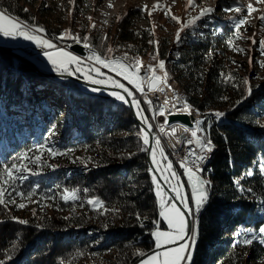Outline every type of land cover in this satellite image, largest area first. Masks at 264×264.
Listing matches in <instances>:
<instances>
[{
	"label": "trees",
	"instance_id": "obj_1",
	"mask_svg": "<svg viewBox=\"0 0 264 264\" xmlns=\"http://www.w3.org/2000/svg\"><path fill=\"white\" fill-rule=\"evenodd\" d=\"M34 2L0 0V10L27 27L44 28L29 7ZM90 8L87 0L72 4L80 43L90 44L102 57L110 48L113 58L133 66L136 58L148 57L155 63L157 57L165 58L184 99L207 117L225 114L220 121L211 119L209 127L207 118L201 125L213 152L200 172L202 179L210 181L207 203L198 212L196 206L192 208L196 236L190 264H264V234L258 231L264 227V172L260 169L264 164V84L253 83L261 63L255 66L257 71L247 72L237 59L247 50L240 45L247 24L239 21L245 19L223 17L236 8L225 2L213 7L211 16L186 27L179 42L175 37L169 44L155 38L150 29L136 28L127 17L116 22L114 35L88 34L86 23L77 19ZM193 18L184 16L183 23L188 25ZM48 33L54 38L61 30ZM13 53L0 47V187L6 202L0 205V260L5 264H85L89 259L103 264L134 263L142 256L139 253L155 249L154 229L166 228L153 176L160 187L163 184L149 167L145 130L117 89L59 78L69 74L84 81L91 75L110 80L114 75L97 72L87 61L80 62L91 67L85 74L75 66L73 71L48 70ZM123 82L132 101H139V109L133 103L137 116L151 125L149 111ZM96 84L117 87L113 82ZM66 107L69 111L64 113ZM158 110L151 105L152 112ZM62 128L67 133L52 142L50 136ZM151 159L163 182L172 188L171 181L165 180L167 164L163 168L167 152L155 137ZM14 165L23 170L13 168L7 176L5 170ZM249 171L253 175H246ZM66 192H74L77 198L66 200ZM25 200L58 201L66 212L63 216H15L11 208ZM89 200H98L102 206ZM253 237L251 245L242 243Z\"/></svg>",
	"mask_w": 264,
	"mask_h": 264
},
{
	"label": "rangeland",
	"instance_id": "obj_2",
	"mask_svg": "<svg viewBox=\"0 0 264 264\" xmlns=\"http://www.w3.org/2000/svg\"><path fill=\"white\" fill-rule=\"evenodd\" d=\"M87 1H88V5H90L91 7L90 10L86 11L83 15H80L77 20H80L86 23V26L88 27V30H87L88 34L105 35L110 32L111 35H114L115 30H116L115 29L116 22L124 17H127V18H130L129 21H132L133 25L136 28L142 29V30L150 29L155 38H157L159 41H165L166 43H169V44H171V42L175 39L177 32L181 28V24L178 23L177 21L172 20L170 16L165 15L166 8H170L171 14L175 15L176 17L182 18V21H183L184 16L185 17H189V16L195 17L198 14H200L201 9H204V8L212 9L213 7H216V6L218 7L222 3H225V2H228L236 7H240L241 8L240 12H236L234 10L233 12L222 14V15L223 17H229L232 15L233 16L240 15L246 20L247 32H245L244 34L245 40L242 41L240 45L245 47V49L247 50L245 51L246 52L245 54H243L242 56H239L237 59L239 61L244 62V65H245L244 67L247 69V72L250 69L256 70L255 66L261 63L262 65L259 67L260 70L259 71L256 70L257 77L255 78L253 83L258 84V82H262L264 84V56L261 55V52L264 53V50H259L260 48L259 42L264 40V23H262L260 19L262 16H264V3L259 2V0H194L195 6L191 8L188 6L187 0H87ZM250 4L256 9V11L252 12L249 15L247 6ZM156 5H159L160 7L154 10V6ZM145 6H147L146 10H145ZM29 7L35 13V16L37 17V19L40 20V22L42 23V26H44V28L43 27L42 28L45 31L44 32L35 31L37 26L41 27L39 25H35L32 28L27 27L26 30L29 31L30 34H34L38 38L42 37L45 40H51V42L54 45H56V48L46 49V48L41 47L36 41L27 40L23 36L13 37V36H4L3 34H0V42H2L3 44V45H0V47L10 48L15 52L14 53L15 55L22 57V58L28 57L32 59L35 63H38L44 69H48V70H55L56 66H54L51 63V61L48 60V58L44 55V52L51 51L53 53V56H57L58 50L64 49V51L69 52L73 56L77 57L78 62L69 63L64 68H61V70L68 69L69 71L70 70L73 71V66H75L77 67V69H79L80 72H83V74H85V69H90L91 67H89L90 65L88 66L87 64H84V63L81 64V63L83 61H87L91 65H94L96 69H99L100 72L105 70V72L108 71L117 77L116 78L112 76L113 78L111 77L110 80H106L104 78L96 79L95 77L91 75V76L86 77L88 81L99 80L101 81L102 84H107L110 82H113V83L119 82L120 84H123L124 88L129 91H130L129 87L123 81H125L126 83L128 82L132 84L134 87H136L135 83L130 82V80H134V81L139 82L141 86H143L144 85V83L142 82L143 79L148 75H150V78L152 79L154 73L158 70L157 68L159 67V61L164 59L163 60L165 62L164 66L167 68L169 73H171L170 74L171 78L173 77L171 80V85L173 87L179 88V90H177L176 93L177 95L178 94L180 95V96L178 95L180 98L182 97L181 98L182 101L185 100L181 94V89L178 83L175 81L174 75L165 58L157 57L158 61L156 63L152 62L151 59H149L148 57H140L139 59L136 58L135 62L137 60L141 61L142 66H140V68L143 67V69L138 75L136 66H133L132 68L128 70V73H127L129 75V79H125L123 75H120L118 71H114L113 69L116 68L118 65H129V64H127L122 58H113L111 56L112 51L108 52L107 57H102L99 54V57L102 60H104V62L107 63L109 67H104L103 64L97 63L96 59L90 56L93 51L98 53V51L95 50L93 46L90 47L92 48L91 51L87 52V54H85L84 56L72 51L70 49V45H72L73 43H77V42H75L74 40L70 38H65L63 40L59 39V37L65 32V30H70L71 33L76 36L75 34L76 25H74L75 20L72 15L71 0H35L34 4ZM93 24H95V28L92 27ZM49 29H60L61 33L59 34L58 37L53 38L48 33ZM253 40H255L256 43H253ZM82 45L85 46V44H82ZM32 52L34 53L32 54ZM37 55L39 57H37ZM148 65H151L153 66V68H155L154 73L148 70V68L146 67ZM242 74L246 75V72L242 71ZM65 75H69V74H61L59 75V78L65 79V80L70 79ZM62 77H65V78H62ZM113 88L117 89L119 92H121L124 95V92H123L124 90L122 88H119V87H113ZM136 88L132 87V89L134 90L133 92L135 93H137ZM191 110H192L191 107L189 109V108H186L185 106H182L177 112L189 114ZM68 111H69L68 107L63 109L64 113H67ZM198 114L200 115V117L197 120V130H199L198 135L202 137V141H205V139L203 138L204 131H202L203 129H201L202 122L207 118V123H208L207 127H209L211 119H215L216 121H218L217 116L213 113L209 117H207L201 111ZM61 117L62 115H60V118ZM60 131H61L60 133L58 132L50 136V139L52 142L60 141L61 137L67 133L65 129L63 128ZM168 163H171L169 159H167V163L163 164L164 169H165V165ZM55 164L65 165L67 167V164L65 162H57ZM171 165H172L171 170L165 169L166 175L167 177H169L170 171H174L176 173V176L179 178V185H180L179 191L183 194L188 204V207L186 208L184 204L180 202V199L177 198V194L176 192L173 191L172 188L169 187L171 191L174 193V197H172L168 193V191L163 185L162 187L159 188V191L162 193V196L165 200V206H168L170 204H175L182 212L185 213L187 223L189 226V219H188L187 214H190L192 216V222H193L194 217L192 213V208L193 206H196L193 186H192V183L189 182L186 168H185L184 175H183L179 173L177 169L174 168L172 163ZM198 175L200 176V172L198 173ZM169 180L171 181L172 186L177 184L176 177H170ZM207 181L209 180L207 179ZM169 197L172 198V200H170ZM177 200L179 201V204L181 207L177 203ZM160 201H161V196H159V202ZM19 204H24L25 207L20 208L18 207ZM11 210L13 214H15V216L24 217V218H29V217H32L34 215L41 214V213H49L53 216L54 215L63 216L65 215V212H66V210L61 208V205L58 201H55V202L54 201L53 202L41 201L40 202L37 200L19 201L18 203H16V205H14L11 208ZM162 219L166 222V228L157 227L156 229H154L153 233L157 230L167 231V232L172 231V229L169 228L167 221L163 217ZM154 239H155V245H156L155 236H154ZM183 243L192 244V239L186 236L183 240H177L173 244L165 245L161 248L155 247L154 252L147 255L137 264H142V261L147 259L149 256H152L156 253H163L168 248H177ZM193 254H194V251L192 250L191 252L192 257H193ZM84 263L85 264H103V263H98L96 259H92V260L89 259Z\"/></svg>",
	"mask_w": 264,
	"mask_h": 264
},
{
	"label": "snow or ice",
	"instance_id": "obj_3",
	"mask_svg": "<svg viewBox=\"0 0 264 264\" xmlns=\"http://www.w3.org/2000/svg\"><path fill=\"white\" fill-rule=\"evenodd\" d=\"M259 2L264 3V0H259ZM71 3L74 6L75 0H71ZM188 6L194 7V0H187ZM111 6V5H110ZM160 6L156 5L154 6V10L158 9ZM147 6H145V10H146ZM248 9V13L249 15L256 11V9L250 4L247 6ZM214 11V9L211 8H204L200 10V14L196 17H194L191 21H189L188 25H185L182 21V18L176 17L175 15L171 14V9L170 8H166L165 9V15L170 16V18L174 21H177L178 23L181 24V28L180 31L177 32L176 34V39L177 42L180 41L181 39V35L180 33L183 32L185 30L186 27H188L189 25H194L195 22L197 20H200L203 17H207V16H211L212 12ZM236 12H240L241 8L240 7H236L235 8ZM91 19V18H89ZM262 23H264V16H262L261 18ZM246 23V20H240L239 24H244ZM93 28H95V24L92 25ZM27 25L21 24L19 22V20L14 19L10 16H8L5 12L0 11V34H3L4 36H23L25 39L27 40H34L36 41L41 47L46 48V49H54L56 48V45H54L51 40H45L42 37L38 38L37 36H35L34 34H30L29 31L26 30ZM35 31H39V32H44L45 30L42 27H36ZM65 38H70L72 40H74L75 42L79 43L80 39L79 37L73 35L71 33L70 30H65V32L59 37V39L63 40ZM242 38V36L239 33V28H237V39ZM85 40L87 38H84ZM158 44V42H156ZM231 43V41L229 42ZM253 43H256L255 40H253ZM260 47L262 49H264V40L259 42ZM85 47H91L90 44L85 43ZM235 51H240L243 52L244 49L241 48H234ZM109 52H111L112 50L109 48L108 49ZM44 55L48 58L49 61H51V63L56 66L57 70H60L61 68H64L67 64L72 63V62H78V58L73 56L71 53L64 51V49H59L58 50V54L57 56H53V53L51 51H45ZM156 55H158V51L156 53ZM155 59V56L153 57ZM95 59L97 61V63L103 64L104 67H109V65L107 63L104 62V60H102L99 56H95ZM164 64L165 62L163 60L159 61V67L161 69L164 68ZM135 66H136V70H139V67L142 66V62L137 60L135 62ZM133 65H118L116 68H114V71H118V73L120 75H123L125 79H129L128 76V70L130 68H132ZM148 68V70L150 72H155V68H153V66L148 65L146 66ZM77 71H79V69H77ZM99 71V69H97V72ZM229 79H232L231 76L228 77ZM153 80H161L160 77H156L153 76ZM93 83H101V81L99 80H93ZM131 83H135L137 88H141V84L137 81L134 80H130ZM164 82V81H162ZM116 84L117 87L119 88H124L123 84H120L119 82H114ZM245 83H248L247 81H245ZM95 90V89H94ZM142 90V89H141ZM126 92H128V95L131 96L132 93L130 91H128L127 89H125ZM249 94H251V87H249L248 89ZM114 96H116L117 99L124 101L125 97L123 95H121L120 93H113ZM127 102V101H125ZM133 103L136 105V107L139 109V101L137 100H133ZM165 103H167V101H165ZM186 108L190 109V106L185 105ZM215 115L217 117H222L225 114L223 112H217L215 113ZM144 122L147 123V118L144 119ZM148 127L150 128L151 125L149 124ZM163 130V129H161ZM173 132H175V130H173ZM192 136L195 137L196 136V132L193 131L192 132ZM193 141L189 140L188 143L191 144ZM150 143V138H149V133L147 131H145L143 133V144L144 145H148ZM199 146H200V150H201V154L200 155H196L195 157V161L194 163H196V161H198L199 163H196V167L195 170L191 167L186 168V172L188 175V179L189 182L192 183L193 186V192L195 194V204H196V211L198 212L205 203H207V198H208V186L210 185V181L204 180L202 179L198 173L203 171L202 167L200 165H202V163L207 159V153L211 152L213 150V145L211 143L210 140H205V141H198ZM156 144L159 146L160 144V140L156 139ZM145 151H147L148 149H144ZM49 152H51V149H48ZM194 154V153H193ZM153 156V162L157 163L155 157H156V153L153 152L152 153ZM27 157H22V159H26ZM182 166H184L183 162H182ZM13 168H20L21 170H23V166L20 165H14L8 169L5 170L6 175L7 176H11L12 172H13ZM166 168L168 170L172 169V165L171 163H168L166 165ZM260 169L262 172H264V164L260 165ZM246 175H253V173L251 171L247 172ZM170 177H176L177 179V184L172 186V189L174 192H176L177 194V198L180 199V202L182 204H184V206L187 208L188 204L183 196V194L179 191V178L176 176V173L174 171H170V176L169 177H165V180L168 181ZM26 178V177H23ZM153 181L154 183L157 184V195L161 196V212L160 215L167 221L169 228L172 229L171 232H167V231H160L157 230L153 233V235L156 238V247L157 248H161L165 245H170L175 243L177 240H183L186 236L190 237L192 239V244L189 243H183L181 244L179 247L177 248H168L166 251H164L163 253H156L152 256H149L147 259L142 261V264H190L192 256H191V252L194 249V245H195V236L196 233L195 231H189V226L187 223V219L185 216V213L182 212L175 204H170L168 206H165V200L162 196V193L159 191L160 185L159 182L156 180V177L153 176ZM198 185V187H197ZM249 191H251L249 189ZM66 200L68 199H76V194L73 193H67L64 197ZM12 203H15L14 201H10ZM5 199H4V189L3 187H0V205H4ZM89 204H93L95 205H101L102 206V202L98 201V200H89L88 201ZM262 203H264V201H262ZM18 207L20 208H24L25 205L24 204H19ZM21 224H26L27 221L24 220H19L18 221ZM259 233L264 234V227H260L258 229ZM256 239V237H253L252 239H244L242 241L243 244L245 245H251L253 243V240ZM261 242H264V239L261 240ZM140 255H145L144 253H139ZM9 260L12 259L11 256L8 257ZM0 264H5V261L0 260Z\"/></svg>",
	"mask_w": 264,
	"mask_h": 264
},
{
	"label": "built area",
	"instance_id": "obj_4",
	"mask_svg": "<svg viewBox=\"0 0 264 264\" xmlns=\"http://www.w3.org/2000/svg\"><path fill=\"white\" fill-rule=\"evenodd\" d=\"M90 56L95 59V56H99V53L93 51ZM150 79V75H148V81H142L144 85L141 86L140 90L132 84L127 83L133 88H136L139 100L150 113L153 137L160 140V143L167 152L168 159L176 167L178 172L184 175L185 168L191 167L195 170L196 163H199L198 161L194 163V161L196 155L201 154L198 141L202 142V137L198 135L199 130H197V137H190L185 133L183 123L169 121V115L179 113L177 111L182 107V104L175 102L174 96L167 91L165 85L160 84L156 89L150 88ZM151 105L158 107L159 110L152 112ZM188 115L193 117L191 121L195 124L196 117L192 115V112ZM189 140L193 142L189 144ZM182 162L184 166H182Z\"/></svg>",
	"mask_w": 264,
	"mask_h": 264
},
{
	"label": "water",
	"instance_id": "obj_5",
	"mask_svg": "<svg viewBox=\"0 0 264 264\" xmlns=\"http://www.w3.org/2000/svg\"><path fill=\"white\" fill-rule=\"evenodd\" d=\"M5 48V47H3ZM70 49L80 55H85L87 54V52L91 51L92 48L90 47H85L84 45L80 44V43H73L72 45H70ZM10 53H12L11 51H9ZM14 54V53H13ZM67 76L68 78L70 79H73V80H76L84 85H87L89 87H101V88H105V89H115L113 87H108V86H101V85H98L96 83H93L91 81H84V80H81L75 76H72V75H65ZM152 80H150L149 82V86L150 88H152L151 84H152ZM123 91V90H122ZM124 92V95L126 97V100L129 104V107L133 110V114H134V117H135V120L144 128L145 131H147L149 133V138H150V143H149V148H148V164H149V167L155 171L158 179H160L161 183L163 184V186L166 188V190L168 191V193L174 197V193L171 191V189L163 182V180L161 179L159 173L157 172L153 162H152V159H151V148H152V145H153V133L151 131V129L137 116L136 112H135V109H134V105H133V102L130 98V96L125 92ZM191 118L193 119V117L189 116L188 114L186 113H173V114H170L169 115V121L170 122H181L189 127H192L193 126V123L191 121ZM177 203L179 204V201L177 200ZM180 206V204H179ZM181 207V206H180ZM188 216V219H189V231H192L193 230V222H192V217L190 216V214H187ZM155 249H153L152 251L146 253L145 255L141 256L140 258H138L134 263L132 264H137L138 262H140L143 258H145L147 255H149L150 253L154 252Z\"/></svg>",
	"mask_w": 264,
	"mask_h": 264
},
{
	"label": "bare ground",
	"instance_id": "obj_6",
	"mask_svg": "<svg viewBox=\"0 0 264 264\" xmlns=\"http://www.w3.org/2000/svg\"><path fill=\"white\" fill-rule=\"evenodd\" d=\"M95 52V51H94ZM97 53V52H96ZM164 60V59H163ZM158 70L154 73L153 76H156V77H160L161 80H152V89H156L158 85L162 84V85H165V87L167 88V91L174 96V100L175 102L179 103V104H182V106H185V105H188L191 107V112H192V115L195 116V124L193 123V126L192 127H189L187 125L184 124V130H185V133H187L188 136L190 137H193L192 136V132L195 131L196 132V136L197 137V120L198 118L200 117V115L198 113H200V111L195 108L190 102H188L186 99L184 101L181 100V98L177 95L176 91L179 90L178 87H173L171 85V73H169V71L167 70V68L164 66L163 69H161L160 67L157 68ZM144 77V76H143ZM153 79V77H152ZM143 81H148V76H146ZM164 81V82H162ZM169 83V84H168ZM170 86V87H169ZM169 87V88H168ZM198 112V113H197ZM202 116V115H201ZM223 117H219V121L222 120ZM200 120V119H199ZM204 138V137H203ZM213 152V150L211 151ZM211 152L207 153V159L202 163V165H200L202 168L204 166V164L207 162V160L209 159L210 157V154Z\"/></svg>",
	"mask_w": 264,
	"mask_h": 264
},
{
	"label": "crops",
	"instance_id": "obj_7",
	"mask_svg": "<svg viewBox=\"0 0 264 264\" xmlns=\"http://www.w3.org/2000/svg\"><path fill=\"white\" fill-rule=\"evenodd\" d=\"M0 45H3L2 42H0Z\"/></svg>",
	"mask_w": 264,
	"mask_h": 264
}]
</instances>
